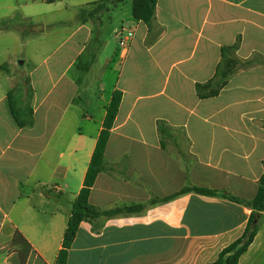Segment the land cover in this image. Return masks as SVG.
I'll use <instances>...</instances> for the list:
<instances>
[{"label": "crops", "instance_id": "1", "mask_svg": "<svg viewBox=\"0 0 264 264\" xmlns=\"http://www.w3.org/2000/svg\"><path fill=\"white\" fill-rule=\"evenodd\" d=\"M99 1L0 0V22L22 23L27 32L22 38L66 31L55 50L20 79L21 105L28 86L32 90L30 125L17 126L10 114L13 82L0 89L1 264H22L19 251L10 247L15 231L30 245L24 247V264L55 263L114 90L121 99L104 152L106 167L91 187L89 203L99 210L144 206L83 220L67 262L211 264L242 235L250 209L220 194L149 200L184 185L245 199L255 195L264 171V0H157L150 27L133 17L132 0H108L98 13L88 14ZM67 9L74 12L70 17L58 15ZM119 29L133 32L126 51L118 43ZM11 31L20 34L0 33ZM237 38V64L227 84L217 96L198 98L195 84L214 75L220 47ZM253 56L255 66L244 69ZM80 72L97 82V117L86 112L77 117L93 126L89 132L72 131L66 120L68 110L82 101ZM249 76L259 82L247 85ZM157 79L163 80L160 90H139L147 84L140 80ZM141 107L154 111L144 118ZM158 120L165 134L157 130ZM56 141H65L61 151L51 148ZM78 150L84 153L75 191L64 189L67 184H41L73 177ZM237 264H264V213Z\"/></svg>", "mask_w": 264, "mask_h": 264}, {"label": "trees", "instance_id": "2", "mask_svg": "<svg viewBox=\"0 0 264 264\" xmlns=\"http://www.w3.org/2000/svg\"><path fill=\"white\" fill-rule=\"evenodd\" d=\"M108 0H100L88 14H96L105 7V2ZM157 0H132V15L137 20H142L150 27L154 17L155 4ZM84 10L79 11V17L83 15ZM17 29L21 34H24L22 23L0 22V30ZM239 47V38L231 45H223L220 47V59L216 65L214 75L204 83H196L195 91L198 98H207L217 96L220 90L227 84L229 77L235 71L237 59L235 51ZM254 60L245 61V64L254 63ZM28 84L29 81L26 80ZM31 88L28 86L27 102L20 105L16 95L8 94L10 114L19 127L28 126L32 123V108H31ZM121 92L114 90L111 93L109 102L105 107V116L103 118L102 127L97 136L95 146L93 148L87 169L83 178L82 186L76 195L69 219L67 221L61 248L59 249L54 264H69L67 262L68 249L76 235L79 224L86 219L95 218L101 214L112 215L117 212H133L143 208L144 204H131L125 207H119L111 210H99L89 203V194L97 175L106 167L105 148L109 139L110 129L118 111ZM157 130L161 134L166 133V127L163 121H157ZM187 192H195L202 195H217L227 198L231 201L240 203L250 209L247 224L242 235L235 239L232 243L220 250L217 258L211 264H237L239 257L248 245L253 240L257 230V222L264 213V171L258 179L257 190L255 195L250 199L234 196L225 190L211 189L197 185H184L179 190L162 198L153 197L149 202L156 200H169L178 194ZM256 219L257 222L251 227V222ZM10 247L16 248L21 257V263L26 260L25 248H30L29 243L19 231H15L10 241Z\"/></svg>", "mask_w": 264, "mask_h": 264}, {"label": "rangeland", "instance_id": "3", "mask_svg": "<svg viewBox=\"0 0 264 264\" xmlns=\"http://www.w3.org/2000/svg\"><path fill=\"white\" fill-rule=\"evenodd\" d=\"M125 11V7H122ZM72 10L67 9L65 12L59 13L58 15H65L66 17H70L72 15ZM68 27H66L67 29ZM124 33L126 32V29H123ZM27 33V32H26ZM24 33V34H26ZM66 31H60L57 32L54 37L49 36L46 31L38 33V34H32L31 37L22 38L24 34L15 33L13 31L11 32H2L0 33V89H7L10 87V82L12 81L14 84V88L12 89L10 93L13 95H16L18 93L17 88L21 84L20 79L23 78L28 74L30 71L32 64L41 60L48 54H50L53 50H55L58 42L61 38H63ZM41 36H45V40L41 39ZM22 60L25 63L23 65H19L18 61ZM249 60H256V58L253 56ZM255 66L254 63L245 64L243 62L244 69L247 67ZM80 76H82V81L80 84L79 94L82 98V101H77V106L73 105L70 110L66 113V120L67 123L71 122L72 125L70 129L73 131L74 129L77 130V127H79L83 131L89 132L91 127H93L91 124L86 125L87 123H84L83 120H77V117L80 116V112H86L89 115H92L94 118L97 117V114L99 112V107H97V101L98 99L95 97L96 94V86L97 82L95 79L91 78V75L88 76L85 73H79ZM247 85L248 83H251L252 86L256 85L259 81L255 80L252 76L247 77ZM139 82H146L147 84H142L139 90H160L163 80L157 79V80H140ZM21 86V85H20ZM22 89V88H21ZM247 90H251L249 88H246ZM22 91H24L22 89ZM246 91V90H245ZM17 99L19 104H22L20 95L17 94ZM243 96L250 97L251 93H244ZM160 97V96H159ZM158 98V97H157ZM104 98H102L103 100ZM249 106V103L247 104V107ZM251 107V106H249ZM144 108V113L142 116L145 118L149 114H151V111H154L153 107H141ZM140 109V110H142ZM191 119H194V117H191ZM192 121V120H191ZM63 123H61L60 131L63 130ZM177 132L176 130L174 133ZM182 131L178 132L179 136H182L180 134ZM177 134V133H176ZM67 144V143H66ZM250 144H247V147L249 148ZM169 148L172 149V145H168ZM182 146V145H180ZM55 148L57 151L62 150V147H65V141L59 142L56 141V144L54 142L51 145V148ZM54 151L57 153V151ZM175 150V149H173ZM84 151V150H83ZM83 151H77L75 153L76 157L78 158L77 161H73V167L75 171L73 170V174L71 178H68L66 182L61 181L60 179H53L50 180V183H41L43 186L46 185H60L64 186V184H67L68 187H63L68 192H73L76 190L77 184H78V178L75 177V172L79 171V168L83 165V159L81 158V153ZM84 153V152H83ZM172 156V155H171ZM81 160V161H80ZM0 257V264H1Z\"/></svg>", "mask_w": 264, "mask_h": 264}, {"label": "built area", "instance_id": "4", "mask_svg": "<svg viewBox=\"0 0 264 264\" xmlns=\"http://www.w3.org/2000/svg\"><path fill=\"white\" fill-rule=\"evenodd\" d=\"M117 36L121 51H126L133 36V32L130 30H126V32L124 33L123 29H119L117 31Z\"/></svg>", "mask_w": 264, "mask_h": 264}, {"label": "water", "instance_id": "5", "mask_svg": "<svg viewBox=\"0 0 264 264\" xmlns=\"http://www.w3.org/2000/svg\"><path fill=\"white\" fill-rule=\"evenodd\" d=\"M18 64H19V65H22V64H23V61H22V60H19V61H18ZM256 222H257V220L254 219V220L251 222V227H252Z\"/></svg>", "mask_w": 264, "mask_h": 264}]
</instances>
